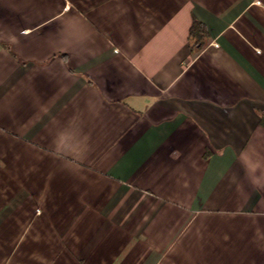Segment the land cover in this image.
Listing matches in <instances>:
<instances>
[{
    "label": "crops",
    "instance_id": "1",
    "mask_svg": "<svg viewBox=\"0 0 264 264\" xmlns=\"http://www.w3.org/2000/svg\"><path fill=\"white\" fill-rule=\"evenodd\" d=\"M262 117L264 0H0V264H264Z\"/></svg>",
    "mask_w": 264,
    "mask_h": 264
},
{
    "label": "trees",
    "instance_id": "2",
    "mask_svg": "<svg viewBox=\"0 0 264 264\" xmlns=\"http://www.w3.org/2000/svg\"><path fill=\"white\" fill-rule=\"evenodd\" d=\"M202 34V30L200 28V24L197 23L196 21L192 22V25L189 30V39L195 41V45H199L200 43V35ZM203 46V43L199 45V47ZM262 126H264V117L261 118L260 123Z\"/></svg>",
    "mask_w": 264,
    "mask_h": 264
}]
</instances>
